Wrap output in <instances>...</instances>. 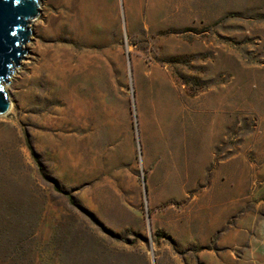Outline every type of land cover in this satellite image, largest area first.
Segmentation results:
<instances>
[{"label": "rangeland", "instance_id": "obj_1", "mask_svg": "<svg viewBox=\"0 0 264 264\" xmlns=\"http://www.w3.org/2000/svg\"><path fill=\"white\" fill-rule=\"evenodd\" d=\"M39 1L0 264H264V0Z\"/></svg>", "mask_w": 264, "mask_h": 264}, {"label": "water", "instance_id": "obj_2", "mask_svg": "<svg viewBox=\"0 0 264 264\" xmlns=\"http://www.w3.org/2000/svg\"><path fill=\"white\" fill-rule=\"evenodd\" d=\"M39 0H0V116L11 110L6 85L26 58Z\"/></svg>", "mask_w": 264, "mask_h": 264}, {"label": "bare ground", "instance_id": "obj_3", "mask_svg": "<svg viewBox=\"0 0 264 264\" xmlns=\"http://www.w3.org/2000/svg\"><path fill=\"white\" fill-rule=\"evenodd\" d=\"M35 21H37V19H34V20L32 21V23L35 22ZM11 109H12V103H11Z\"/></svg>", "mask_w": 264, "mask_h": 264}]
</instances>
